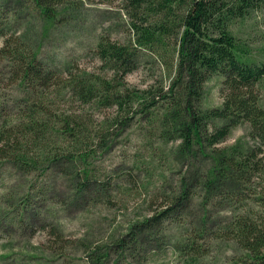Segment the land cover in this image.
<instances>
[{
  "label": "trees",
  "instance_id": "16d2710c",
  "mask_svg": "<svg viewBox=\"0 0 264 264\" xmlns=\"http://www.w3.org/2000/svg\"><path fill=\"white\" fill-rule=\"evenodd\" d=\"M32 1L46 22L63 23L81 3L96 0ZM127 1L139 23L132 24L127 43L100 38L95 51L103 75L65 73L53 65L12 22L14 11L0 3V159L28 173L49 166L67 173L66 163L81 162L80 187L92 190L108 182L89 171L95 142L107 147L110 129L145 125L148 136L178 143L172 159L188 167L180 172L177 193L160 213L134 227L130 242L147 240L148 234L141 237L145 231L170 220L185 228L177 249L186 264H200L221 245L228 246L226 264H264V61L250 58L234 32L264 0ZM171 47L175 54L166 62ZM139 50L163 58L172 71L168 85L139 89L126 83ZM214 75L222 76L223 101L204 107L205 84ZM69 100L114 107L116 113L93 136L84 109L62 107ZM242 124L246 136L223 146ZM195 200L199 214L187 222L184 211ZM126 242L122 238L119 245Z\"/></svg>",
  "mask_w": 264,
  "mask_h": 264
},
{
  "label": "rangeland",
  "instance_id": "374dc122",
  "mask_svg": "<svg viewBox=\"0 0 264 264\" xmlns=\"http://www.w3.org/2000/svg\"><path fill=\"white\" fill-rule=\"evenodd\" d=\"M0 3L14 11L12 22L36 40L43 57L65 73L81 69L105 74L95 51L100 38L127 43L132 38V24L139 23L127 0L81 3L71 10L75 12L70 21L63 23L46 22L32 0ZM234 32L250 58L264 61V7L240 20ZM3 41L0 36V47ZM174 49L164 58L166 62L171 61ZM162 60L139 50L137 67L125 77L126 83L139 89L154 83L168 85L172 71ZM221 81V75H214L206 82L204 107L222 103ZM62 107L84 109L93 136L102 130L104 119L116 113L114 107L93 108L79 100H69ZM140 126L135 122L110 129L105 134L107 147L95 142L89 171L108 182L97 183L92 190L80 187L77 169L81 162L66 163L67 173L55 166L45 168L46 172L40 168L28 173L0 159V264H186V257L177 249L185 229L179 223L169 220L145 231L141 237L148 234L147 240L130 242L134 227L160 213L162 205L177 193L180 172L188 167L187 161L178 165L172 159L178 143L148 136L145 125ZM247 130L246 124L235 127L222 145H234ZM199 205L195 200L185 209V221L199 214ZM122 238L127 239L123 246L119 245ZM227 249L221 245L200 264H226L223 255Z\"/></svg>",
  "mask_w": 264,
  "mask_h": 264
}]
</instances>
